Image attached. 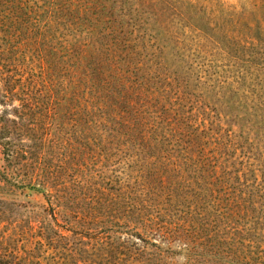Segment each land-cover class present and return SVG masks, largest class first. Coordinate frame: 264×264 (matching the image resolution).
Returning a JSON list of instances; mask_svg holds the SVG:
<instances>
[{
	"label": "rangeland",
	"instance_id": "obj_1",
	"mask_svg": "<svg viewBox=\"0 0 264 264\" xmlns=\"http://www.w3.org/2000/svg\"><path fill=\"white\" fill-rule=\"evenodd\" d=\"M33 4L36 25L0 27V250L186 264L147 216L198 203L230 254L264 257V0Z\"/></svg>",
	"mask_w": 264,
	"mask_h": 264
},
{
	"label": "trees",
	"instance_id": "obj_2",
	"mask_svg": "<svg viewBox=\"0 0 264 264\" xmlns=\"http://www.w3.org/2000/svg\"><path fill=\"white\" fill-rule=\"evenodd\" d=\"M11 1V0H10ZM36 0H14L13 3L17 2L19 7L18 11L12 12L8 10L4 16H0V27L12 26L13 31H17L14 28L15 25L23 24L25 26L36 25L37 24V14L39 11L38 4H33ZM35 17V18H31ZM27 17L29 19H25ZM34 19V20H33ZM18 32V31H17ZM8 145V143H6ZM4 146V145H2ZM6 155V154H5ZM1 183V181H0ZM20 190L27 189L28 191L40 194L41 197L50 205H53L45 189L41 186H31L30 184L16 186ZM170 196V194L168 195ZM171 197V196H170ZM56 206L58 205V199L55 200ZM60 206V205H59ZM187 211H183L182 215L175 222H165L161 212L156 214V216H147V219L152 224L165 223L166 224V235L163 236L170 243H178V247L175 249H169L168 251L171 255H175L173 259L178 258L180 260H185L186 264H264V257L252 258L250 254L248 256H234L228 252L229 248L228 240L220 241L214 232L210 230L211 224L205 223L202 216L196 212L198 209V203H191L187 206ZM218 218H223L226 214L223 212V208L219 209L217 212ZM217 219V218H216ZM160 227H164L161 225ZM49 227L39 235L41 240H47L51 245L50 234L54 232V229ZM161 232V230H159ZM162 234V233H161ZM56 242L61 236L56 234ZM42 237L44 239H42ZM140 242H145L144 237L140 234H135ZM152 247L157 249L155 243H151ZM0 264H24L17 257L11 253H7L0 250ZM27 264H39L33 260H29Z\"/></svg>",
	"mask_w": 264,
	"mask_h": 264
}]
</instances>
